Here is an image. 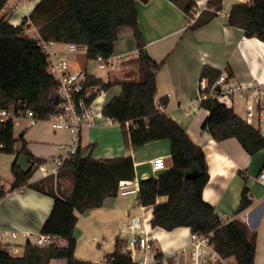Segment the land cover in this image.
Segmentation results:
<instances>
[{
  "label": "trees",
  "instance_id": "16d2710c",
  "mask_svg": "<svg viewBox=\"0 0 264 264\" xmlns=\"http://www.w3.org/2000/svg\"><path fill=\"white\" fill-rule=\"evenodd\" d=\"M169 1L181 6L190 18L193 2ZM8 2L0 0V11ZM208 6V11L200 14L192 28L214 19L222 9V1L211 0ZM10 17L12 11L0 14V109L32 110L44 120L57 113L58 82L49 71V60L42 43L76 45L79 49L85 48L87 61L99 57L107 60L116 55L119 30H132L138 54V80L105 83L90 75L89 84L101 86L105 93L121 86L120 95L104 107L102 116L122 127L126 148L138 149L157 141L171 144L172 167L139 183L140 205L153 209L152 228L166 232L186 228L203 236L212 235L211 242L220 256L233 258L235 264H255L256 235H251L248 227L239 220L225 223L202 198L210 178L203 149L155 104L157 74L161 66L145 52L146 42L136 0H41L21 26L11 25ZM28 24L39 28V39L26 34ZM228 25L243 30L247 38L264 43V0L234 5ZM220 75L221 72L206 67L200 79L207 78L212 85ZM162 106L166 108L167 101H163ZM202 108L209 112L202 130L216 142L236 139L250 156L264 150V139L259 132L233 110L215 101H205ZM24 136L25 133H21L15 137L12 123L0 125V145H3L0 153L14 154L16 146H20L11 166L14 181L10 191L28 186L52 198L53 209L41 234L60 237L66 245L39 248L26 242L21 257L12 255L7 246L0 245V264H50L54 259H65L67 264H97L75 256L74 233L78 216L100 209L107 200L119 197L120 182L135 180L133 159L98 160L91 155L85 156V151L80 150L65 161L56 182L43 186L29 184L44 161L35 159L27 151ZM20 156H25L30 164L27 171L18 165ZM6 194L7 191L0 189V200ZM160 198L167 201L159 203ZM251 206L246 188L236 214ZM122 247V242L117 240L115 252L105 256L103 264H134L130 257L122 255ZM162 258L158 249L155 264H162Z\"/></svg>",
  "mask_w": 264,
  "mask_h": 264
},
{
  "label": "crops",
  "instance_id": "0c3cea01",
  "mask_svg": "<svg viewBox=\"0 0 264 264\" xmlns=\"http://www.w3.org/2000/svg\"><path fill=\"white\" fill-rule=\"evenodd\" d=\"M40 1L9 0V7H17L9 18L11 25L21 26ZM185 1L195 4L193 10L200 7L204 12L208 11L211 0H181V2ZM221 1L222 9L217 16L198 28H192L198 17L192 21L191 14L189 18L181 6L169 0H151L147 3L145 0L144 2L136 0V5L140 28L146 42L145 52L161 66L157 74L155 104L159 111L184 128L191 140L203 149L210 177L202 193L203 200L215 209L225 223L239 220L248 227L251 235H256L255 264H264V184L258 180L264 170V150L255 156H250L236 139L216 142L209 133L202 130L209 112L193 105L197 99L198 81L202 70L206 67L221 73L227 72L238 83L262 78L264 75V43L256 38H247L243 30L228 25V16L232 7L249 3L248 0ZM26 34L29 37L32 34L39 36V28L29 26ZM118 34L115 54H130L132 55L130 60L137 59L132 30L122 28ZM50 49L58 56L66 55L71 61L80 62L81 69L89 73L87 61L84 63L86 54L83 56L80 53L70 54L68 45L63 44L50 43ZM110 72L115 70L108 71L107 77ZM89 74L97 77L94 73ZM138 78L137 72L129 78V81H137ZM108 82H110L109 78L105 83ZM112 90H116L115 97H117L121 93V86H115L110 91ZM109 99L100 104L99 110L97 102L100 98L94 103L96 123L93 128L82 132L81 150L85 151V156L91 155L98 160L131 157L136 177L130 182L140 183L141 180L155 177L151 163L158 157L171 158L170 142L157 141L138 149L126 148L122 127L102 116L104 107L112 100ZM163 101H167L166 108L162 106ZM245 109L243 101H236L234 113L241 119L245 116ZM27 125L22 123V126L15 130V137L25 133L26 149L35 159L50 165L54 158L64 156V152L59 147L70 142L69 133H55L46 124L32 128H27ZM18 165L23 171H27L30 167L29 162L27 166L19 163ZM0 175L6 188H11L5 182L4 175L1 173ZM13 181L12 176V183ZM31 183H39L42 186L48 184L40 181V178L31 179L29 184ZM246 188L249 190L252 206L237 215L242 193ZM133 196L134 198L130 199ZM166 201V198L158 200L159 203ZM53 204L52 198L28 186L22 187L21 193L13 191L0 200V230L41 233L43 225L52 212ZM129 215H140L147 219L149 234L156 237L155 247L165 251V254L189 243L190 229L181 228L173 232L153 229L151 207L141 206L138 195L119 196L107 200L100 209L78 216L74 233L77 242L76 258L103 264L105 256L115 252L117 240L124 246L130 239V235L119 236V228ZM101 241H105V244L102 245ZM8 243H10L8 247L15 248L12 253L10 252L12 255L23 256L18 252V248L22 247L24 253L23 243L15 241ZM50 264H67V262L65 259H54ZM151 264H155V261Z\"/></svg>",
  "mask_w": 264,
  "mask_h": 264
},
{
  "label": "built area",
  "instance_id": "2783aa9c",
  "mask_svg": "<svg viewBox=\"0 0 264 264\" xmlns=\"http://www.w3.org/2000/svg\"><path fill=\"white\" fill-rule=\"evenodd\" d=\"M251 1L248 0V2ZM16 9L17 7L11 8L7 4L0 11V14H7L8 11L14 13ZM202 10L198 7L190 13L193 16L192 21L200 16ZM32 38L39 39V36L34 35ZM42 46L48 56L49 71L58 82L56 93L57 113L44 120L32 110L18 111L16 107L0 109V125L12 123L15 131L22 126V123H27V128L45 123L55 133L64 132L71 135L70 142L59 147L64 152V156L54 158L50 165L43 163L37 168V172L40 173V181L50 183L51 181L56 182L65 161L81 150V134L83 131L95 126L94 103L105 92L101 86L89 84L91 74L85 70L77 69L76 61H71L66 55L58 56L50 49L49 43H42ZM68 52L75 54L79 52V48L76 45H68ZM131 57L130 54H120L107 60L99 57L95 62L97 63V69L113 71L124 61L130 60ZM205 101L218 102L228 110L233 111L236 108V101H243L246 108L243 121L257 130L264 139V75L262 78H254L245 83H238L227 72H222L212 85L207 78H202L198 81L197 99L193 102V105L202 108ZM0 148L2 149L3 145H0ZM151 165L155 175L168 169L164 157L154 159ZM258 180L264 184V170L259 175ZM6 187L0 175V189L7 191V196L13 191ZM14 191L21 193L22 187ZM139 191L140 185L137 182L121 181L119 184V196L138 195ZM148 227L147 219L143 216L129 215L119 228L120 237L130 235V239L122 247L121 253L130 257L134 264L157 262L158 248L154 245L156 237L150 236ZM0 237L12 243L23 239L25 242H30L39 248H48L52 245L64 247L66 245V242L60 237L41 233L0 230ZM211 238L212 235L203 236L191 232L188 236L189 243L187 246L172 250L167 254L159 249L163 254L162 264H235L233 258H224L215 251ZM101 244L104 245L105 241H101Z\"/></svg>",
  "mask_w": 264,
  "mask_h": 264
},
{
  "label": "rangeland",
  "instance_id": "374dc122",
  "mask_svg": "<svg viewBox=\"0 0 264 264\" xmlns=\"http://www.w3.org/2000/svg\"><path fill=\"white\" fill-rule=\"evenodd\" d=\"M32 36H33V34H32ZM79 53L83 56L85 54V48H81L80 52H77L75 54L77 55ZM84 60H85L84 63H86L87 60L86 59H84ZM76 62H77L76 68L81 69V67L79 66L80 62H78V61H76ZM117 69H115V72H110V74L107 77V72L109 71L108 69H106V70L97 69V63L94 60L87 61V70L89 73L96 74V76L99 77V79H103L105 82L108 81V78H109L110 82H117V81H129V78H132L138 72L137 59L128 60L125 64L120 65ZM115 91L116 90L109 91L108 93H104L99 97L100 101L97 102V109L98 110L100 109V106H101L100 104L104 100H106L107 98L108 99L110 98L109 100H111L113 97H115V95L117 94ZM42 124H45V123H42ZM17 132H18V130H17ZM18 151H19V146L17 145L15 148L14 154L8 155V154H1L0 153V165H1L0 173L2 175H4V177H5L4 180L7 183V185L10 187L13 184L12 183V176H11L12 175L11 166L17 158ZM18 163L21 165L27 166L28 160L25 156H20ZM38 178H40V173L35 172L32 179L36 180ZM133 198H134V196L130 197V199H133ZM8 242H9L8 240L0 237V244H4V246L5 245L7 246V245H10V243H8ZM15 242H21V243H23V245H25V242L23 239H19ZM106 242H108V241H106ZM7 249L11 253L15 250V248L12 246L11 247L7 246ZM18 249H19L18 252L22 255L23 254V248L20 247Z\"/></svg>",
  "mask_w": 264,
  "mask_h": 264
},
{
  "label": "water",
  "instance_id": "95a60500",
  "mask_svg": "<svg viewBox=\"0 0 264 264\" xmlns=\"http://www.w3.org/2000/svg\"><path fill=\"white\" fill-rule=\"evenodd\" d=\"M140 1L144 2V0H140ZM147 2H148V0H145V3H147ZM166 163H167V168H171L172 167L171 158L166 159Z\"/></svg>",
  "mask_w": 264,
  "mask_h": 264
}]
</instances>
